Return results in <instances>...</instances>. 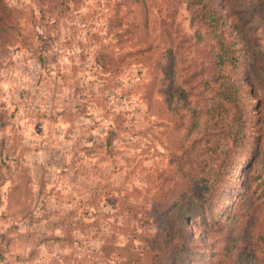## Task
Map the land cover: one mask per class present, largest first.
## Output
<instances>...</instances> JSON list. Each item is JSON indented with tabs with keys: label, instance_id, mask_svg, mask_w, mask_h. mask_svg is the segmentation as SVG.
Returning <instances> with one entry per match:
<instances>
[{
	"label": "rangeland",
	"instance_id": "rangeland-1",
	"mask_svg": "<svg viewBox=\"0 0 264 264\" xmlns=\"http://www.w3.org/2000/svg\"><path fill=\"white\" fill-rule=\"evenodd\" d=\"M4 1L12 15L0 27V264H172L155 249L160 215L211 133L206 116L193 124L184 100L166 103L164 73L175 57L187 101L202 108L218 52L211 29L192 25L182 0ZM255 1L213 0L228 36L242 35L241 48L250 38V59L235 71L248 138L214 205L188 216L182 264H264Z\"/></svg>",
	"mask_w": 264,
	"mask_h": 264
},
{
	"label": "trees",
	"instance_id": "trees-1",
	"mask_svg": "<svg viewBox=\"0 0 264 264\" xmlns=\"http://www.w3.org/2000/svg\"><path fill=\"white\" fill-rule=\"evenodd\" d=\"M3 1V0H2ZM0 0V27L5 25L12 9ZM191 10V24L208 27L216 43L213 70L204 81L206 98L202 108L187 101V92L181 83L175 63L165 70L166 103L173 108L176 100H184L185 107L192 113L193 124L202 116L208 118L207 128L210 132L205 145L197 148V155L186 164L187 187L180 191L171 206L160 215V232L154 239L158 254L171 253L172 264H182L183 254L188 251L189 233L186 229L187 218L193 213H203L213 204L212 194L217 182L224 175L230 164L231 155L243 147L247 135L248 110L244 102V90L236 78V67L241 60L250 59L248 43L241 48L242 35L228 36L226 17L215 7L213 0H182ZM253 6L256 16L264 27V0H256ZM14 14V11H13ZM7 33L2 34V38ZM1 38V39H2ZM240 38V40H238ZM242 38V39H241ZM168 52H174L172 49ZM255 54V53H254ZM258 84L264 90V79L258 77ZM192 127L190 132L192 133ZM186 152V151H185ZM152 245V244H151ZM151 248V246H150Z\"/></svg>",
	"mask_w": 264,
	"mask_h": 264
}]
</instances>
